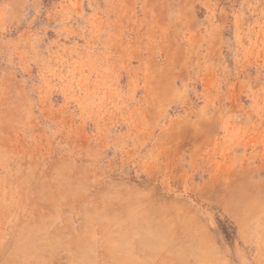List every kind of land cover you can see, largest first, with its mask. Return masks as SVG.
<instances>
[{"label": "rangeland", "instance_id": "374dc122", "mask_svg": "<svg viewBox=\"0 0 264 264\" xmlns=\"http://www.w3.org/2000/svg\"><path fill=\"white\" fill-rule=\"evenodd\" d=\"M0 264H264V0H0Z\"/></svg>", "mask_w": 264, "mask_h": 264}]
</instances>
